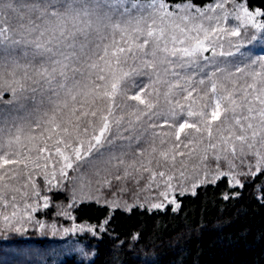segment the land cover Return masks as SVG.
<instances>
[{
  "label": "snow or ice",
  "instance_id": "snow-or-ice-1",
  "mask_svg": "<svg viewBox=\"0 0 264 264\" xmlns=\"http://www.w3.org/2000/svg\"><path fill=\"white\" fill-rule=\"evenodd\" d=\"M256 33L247 0H0V228L53 191L72 208L119 182L176 211L177 191L264 174V56L234 59Z\"/></svg>",
  "mask_w": 264,
  "mask_h": 264
},
{
  "label": "trees",
  "instance_id": "trees-1",
  "mask_svg": "<svg viewBox=\"0 0 264 264\" xmlns=\"http://www.w3.org/2000/svg\"><path fill=\"white\" fill-rule=\"evenodd\" d=\"M207 2L196 0L197 6ZM247 7L264 11V0H247ZM258 178L262 176L244 180L242 188L232 187L222 178L196 188L195 195L177 194L180 207L176 211L171 205L162 210L137 205L111 212L108 205L89 201L68 208L73 200L71 188L53 191L47 193L51 206L39 210L34 218L55 225V236H48L49 229L42 234L26 231L25 236L0 228V256L35 247L40 249L35 252L37 257H46L49 248L70 238L61 236L60 229L76 224L96 229L77 238L84 251L92 254L91 260L56 252L52 258H43L42 264H53L61 255L57 264H264V181ZM102 191L115 193L113 189ZM12 261L15 258L6 264H22ZM33 261L37 259L26 264H38Z\"/></svg>",
  "mask_w": 264,
  "mask_h": 264
},
{
  "label": "rangeland",
  "instance_id": "rangeland-1",
  "mask_svg": "<svg viewBox=\"0 0 264 264\" xmlns=\"http://www.w3.org/2000/svg\"><path fill=\"white\" fill-rule=\"evenodd\" d=\"M226 7L230 9L232 7V5L228 4V5H226ZM254 10H256V9H254ZM256 35H257V39L253 40V41H250V42H246L244 44V46L241 48L240 52L237 54V56L234 57V59H236L237 61H247V60H250V59H256L259 56H264V34L256 33ZM230 59H233V58H230ZM261 176H262V179L258 178V180L264 181V179H263L264 174H261ZM254 178L251 177V176H244V177H241V180L243 182L246 179H254ZM188 183H189V186H190V182H188ZM117 184L118 183H115L114 187L111 188V189H113L115 191V195L114 194H110V193H105V192L102 191L103 189L101 190L100 193H97L96 189H95V186H93L92 189L90 190L91 191V195H93V196L99 195L100 196V202H96L95 199L84 200L83 202H88L89 201V202H96L97 204H101V205L106 204V205L109 206V209H110L111 212L115 208H121V209L129 210L128 208L123 206L124 202H127V205L131 206L130 209L132 207H134L133 205L137 206L140 203H143L145 205L144 207L150 208V202H145L144 201L143 194H141V197H140L139 200L136 199V196L134 195L135 191L132 193L134 188H131L130 187L131 185H129L130 190L128 192L122 193V192H118L119 185H117ZM239 188H241V187H239ZM104 189H108V188H104ZM177 194H180L179 191H177L175 193V200H176V195ZM185 194H191V192L189 191V192H187ZM77 195L79 196V192L77 193ZM113 199H120L122 206L113 207L110 204L105 203V201H111ZM162 200H163V198L158 196V192L154 194V197H153V201L154 202H160ZM78 203H80V202H78ZM168 205H171V206L175 207L174 204H167V206ZM151 210H156V209H151ZM39 223H43L45 225V227L43 229H41L39 227ZM51 226L52 225H47L43 220H39V219H35V218H33L32 222H30V223L25 225V227L27 228L26 231H28V232L34 231L35 234L36 233L42 234L44 230L49 229L48 236L49 237H54L55 234H56V230L53 231ZM80 227H83L85 230L84 231H79V230L71 231V229H73V228L79 229ZM64 229H69V231L65 232ZM88 229H92V230H88ZM98 230H101V228L98 227ZM26 231H23L25 233L24 235L28 236L26 234ZM95 231H96L95 227H91V226H87V225L72 224V225H70L67 228L60 229V235L61 236L69 235L70 238L65 240L60 245H53L51 248H49L50 250L47 252L49 254L46 257H41V258L37 257L35 255V252L40 251V249L37 250V248L31 247V248L22 249V251L20 253H18L19 251L18 252L14 251L16 253V255H12L11 254L9 256L8 255L6 256L3 253L2 254L3 256H0V264H6L7 262H9L11 259H14V258H15L16 261H12V262L21 261L22 264H26V263H30L33 259H37V261H33V262L34 263H38V264H42L41 261L44 260L43 258H48V257L52 258V257L55 256L56 252H64L65 255H69V257L71 255H75V256H77V258L79 260L88 262V261L91 260L92 254L88 255V253L86 252V249L84 251L83 246L80 245L77 242V238H78V236L82 235L83 233L89 232V233L92 234ZM59 247H63V248H59ZM57 248H59V249H57ZM76 254H79L80 257L78 255H76ZM62 257H63L62 255L58 256L56 258V260L54 261V263L55 264L59 263L62 260ZM9 264H11V263H9Z\"/></svg>",
  "mask_w": 264,
  "mask_h": 264
}]
</instances>
